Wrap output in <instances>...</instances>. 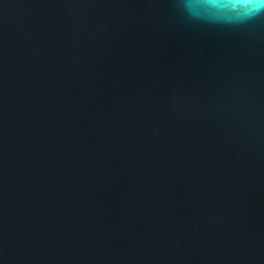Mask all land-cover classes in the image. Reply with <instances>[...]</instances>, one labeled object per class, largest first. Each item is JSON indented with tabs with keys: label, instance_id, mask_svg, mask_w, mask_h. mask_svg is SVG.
Listing matches in <instances>:
<instances>
[{
	"label": "water",
	"instance_id": "95a60500",
	"mask_svg": "<svg viewBox=\"0 0 264 264\" xmlns=\"http://www.w3.org/2000/svg\"><path fill=\"white\" fill-rule=\"evenodd\" d=\"M0 264H264V4L0 0Z\"/></svg>",
	"mask_w": 264,
	"mask_h": 264
},
{
	"label": "snow or ice",
	"instance_id": "6c2138e0",
	"mask_svg": "<svg viewBox=\"0 0 264 264\" xmlns=\"http://www.w3.org/2000/svg\"><path fill=\"white\" fill-rule=\"evenodd\" d=\"M260 4H264V0H258Z\"/></svg>",
	"mask_w": 264,
	"mask_h": 264
}]
</instances>
